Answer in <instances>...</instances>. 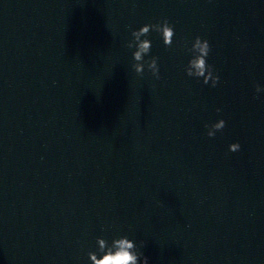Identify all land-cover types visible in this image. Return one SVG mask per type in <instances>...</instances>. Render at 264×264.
<instances>
[{"label": "water", "instance_id": "95a60500", "mask_svg": "<svg viewBox=\"0 0 264 264\" xmlns=\"http://www.w3.org/2000/svg\"><path fill=\"white\" fill-rule=\"evenodd\" d=\"M164 18L160 79L137 76L129 33ZM197 35L215 88L184 74ZM257 84L264 0H0V264H90L124 234L148 264H264Z\"/></svg>", "mask_w": 264, "mask_h": 264}, {"label": "clouds", "instance_id": "9594fccd", "mask_svg": "<svg viewBox=\"0 0 264 264\" xmlns=\"http://www.w3.org/2000/svg\"><path fill=\"white\" fill-rule=\"evenodd\" d=\"M150 31L159 35L166 48L173 45L174 26L169 23L167 18H164L156 23H147L131 30L125 47L131 51L130 67L137 76H143L145 72H148L154 79L159 80L158 58L149 55L151 40L148 39V34ZM177 44L188 57L187 62L183 65L185 76L215 88L219 83L220 76L213 65L208 62L211 51L209 41L197 35L190 41L179 40ZM254 90L259 98L260 94L264 93V86L257 84L254 86ZM216 111L219 112L220 109L217 108ZM203 127L205 135L208 138H214L218 132H222L225 128V120L217 119L215 122L205 123ZM240 147L238 142H233L228 144L227 151L235 153L240 150ZM141 246L142 242L138 245L126 234L113 236L110 240L99 236L95 239V250L87 252V259L90 264H148L147 257L139 251Z\"/></svg>", "mask_w": 264, "mask_h": 264}]
</instances>
